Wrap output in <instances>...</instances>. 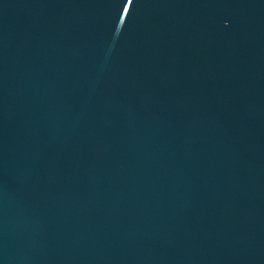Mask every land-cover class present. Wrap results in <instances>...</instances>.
<instances>
[{
	"label": "water",
	"instance_id": "1",
	"mask_svg": "<svg viewBox=\"0 0 264 264\" xmlns=\"http://www.w3.org/2000/svg\"><path fill=\"white\" fill-rule=\"evenodd\" d=\"M0 264H264V0H0Z\"/></svg>",
	"mask_w": 264,
	"mask_h": 264
}]
</instances>
